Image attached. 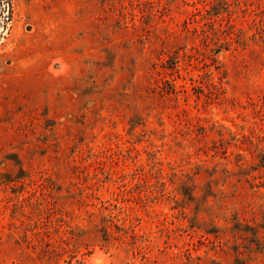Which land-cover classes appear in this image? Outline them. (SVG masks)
Here are the masks:
<instances>
[{"label":"rangeland","instance_id":"obj_1","mask_svg":"<svg viewBox=\"0 0 264 264\" xmlns=\"http://www.w3.org/2000/svg\"><path fill=\"white\" fill-rule=\"evenodd\" d=\"M0 264H264V0H0Z\"/></svg>","mask_w":264,"mask_h":264}]
</instances>
